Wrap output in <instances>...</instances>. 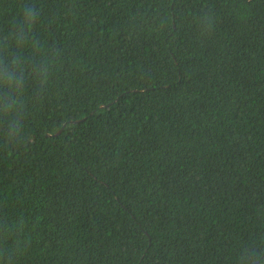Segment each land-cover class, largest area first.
I'll list each match as a JSON object with an SVG mask.
<instances>
[{
  "label": "trees",
  "instance_id": "trees-1",
  "mask_svg": "<svg viewBox=\"0 0 264 264\" xmlns=\"http://www.w3.org/2000/svg\"><path fill=\"white\" fill-rule=\"evenodd\" d=\"M0 264H264V0H0Z\"/></svg>",
  "mask_w": 264,
  "mask_h": 264
},
{
  "label": "clouds",
  "instance_id": "clouds-1",
  "mask_svg": "<svg viewBox=\"0 0 264 264\" xmlns=\"http://www.w3.org/2000/svg\"><path fill=\"white\" fill-rule=\"evenodd\" d=\"M32 15H33L32 10L29 8L26 13V19L31 18Z\"/></svg>",
  "mask_w": 264,
  "mask_h": 264
}]
</instances>
